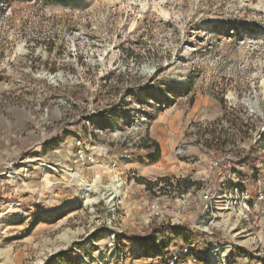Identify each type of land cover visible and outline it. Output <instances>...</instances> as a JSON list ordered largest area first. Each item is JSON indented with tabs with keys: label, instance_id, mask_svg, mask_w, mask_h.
Here are the masks:
<instances>
[{
	"label": "rangeland",
	"instance_id": "obj_1",
	"mask_svg": "<svg viewBox=\"0 0 264 264\" xmlns=\"http://www.w3.org/2000/svg\"><path fill=\"white\" fill-rule=\"evenodd\" d=\"M220 160L264 164V0H0V264H264L251 215L145 211Z\"/></svg>",
	"mask_w": 264,
	"mask_h": 264
},
{
	"label": "built area",
	"instance_id": "obj_2",
	"mask_svg": "<svg viewBox=\"0 0 264 264\" xmlns=\"http://www.w3.org/2000/svg\"><path fill=\"white\" fill-rule=\"evenodd\" d=\"M256 164V167L251 171L253 178L251 182H248L247 179L243 180L242 176L244 175L237 177L236 172L230 173L229 162L215 161L212 167L216 171L223 172V177L219 189L206 192L196 190L195 187L186 192L176 191L173 188L174 194L171 192L166 194L170 187H166L167 183L161 182L155 185L156 196L145 205V211L149 213L150 217L166 216L172 218L195 212L197 218L202 221L210 220L212 216H215V211L234 212L243 222H249L250 215L252 216L253 213L256 217L264 219V164L261 161ZM171 183L175 184L174 180ZM250 188L255 193H251ZM162 191L166 195L161 196ZM251 207L255 212L250 210ZM209 235L212 236V232ZM231 250L229 249L228 253H224L221 248H217L213 249L211 253L205 251L198 255L191 254L188 249H185V253L171 261L163 259L162 262L154 264H186L182 261V257H188V255L193 257V263L202 261L206 264H236V262L230 261ZM180 256L181 259H179Z\"/></svg>",
	"mask_w": 264,
	"mask_h": 264
},
{
	"label": "crops",
	"instance_id": "obj_3",
	"mask_svg": "<svg viewBox=\"0 0 264 264\" xmlns=\"http://www.w3.org/2000/svg\"><path fill=\"white\" fill-rule=\"evenodd\" d=\"M161 150V149H160ZM165 159H166V157H165V152H162L161 153V157H160V159H159V161H157V162H155L156 164H161L162 166H160L162 169H160L159 171H158V173H149L147 170L146 171H144V173H142V175H141V177L144 179V180H147V181H149V182H151V181H153V180H155V179H158V178H163V177H165L166 176V174L168 173V171H169V169L167 170L166 168H163V167H165V164L163 165V162H165ZM197 176H196V181L197 182H204V180L202 179V176L200 175L199 176V172H197V174H196ZM152 177H154L153 179H151ZM199 180V181H198ZM217 182H218V180H216ZM220 182V181H219ZM250 190V192L251 193H255L251 188L249 189ZM144 199L142 198L141 199V201H143ZM146 203V202H145ZM254 212H255V210H254ZM252 218H253V221H254V223H263L264 224V219H262V218H259V217H256L255 216V214L253 213V215H252Z\"/></svg>",
	"mask_w": 264,
	"mask_h": 264
},
{
	"label": "bare ground",
	"instance_id": "obj_4",
	"mask_svg": "<svg viewBox=\"0 0 264 264\" xmlns=\"http://www.w3.org/2000/svg\"><path fill=\"white\" fill-rule=\"evenodd\" d=\"M120 131V130H119ZM120 133H115V135L117 136V135H119ZM127 134V133H126ZM118 137V136H117ZM77 180L78 181H81L82 182V179L81 178H77ZM119 187H120V185H118V181L117 180H115L114 181V187H113V189L115 190V194L116 195H118L120 192H119ZM92 190H91V186H87V188H86V190L84 191V198L85 199H87V193H89V192H91ZM113 198V197H112ZM87 201V200H86ZM89 202H91V200H89L88 201V203ZM233 214H235L234 212H233ZM229 215H226V212L225 211H222L221 212V215H220V219H219V222L220 221H223L224 222V224H225V226L227 227V231L228 232H232V231H234L235 230V225H233L232 224V222H231V220H230V216L228 217ZM214 222H218L217 220H214ZM222 222V223H223ZM218 224V223H217ZM216 225V224H215ZM224 226V225H223ZM241 233V232H240ZM240 233H237L236 234V236H238V235H240ZM222 249V251L224 252V253H228V250H227V247H222L221 248Z\"/></svg>",
	"mask_w": 264,
	"mask_h": 264
},
{
	"label": "trees",
	"instance_id": "obj_5",
	"mask_svg": "<svg viewBox=\"0 0 264 264\" xmlns=\"http://www.w3.org/2000/svg\"><path fill=\"white\" fill-rule=\"evenodd\" d=\"M158 145H156V147H157ZM157 154H156V156L154 157V159H153V163H155V162H157V161H159V159H160V157H161V150H160V148H159V146L157 147ZM142 182H146L145 180H141ZM178 182V181H177ZM149 186L151 185V183H148V182H146ZM196 185H197V183H190V186H194V187H196ZM187 191V190H186Z\"/></svg>",
	"mask_w": 264,
	"mask_h": 264
}]
</instances>
